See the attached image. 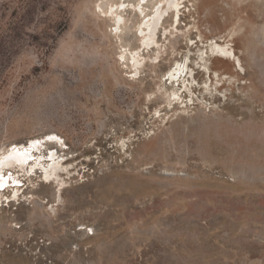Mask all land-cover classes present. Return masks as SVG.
<instances>
[{"label": "rangeland", "instance_id": "374dc122", "mask_svg": "<svg viewBox=\"0 0 264 264\" xmlns=\"http://www.w3.org/2000/svg\"><path fill=\"white\" fill-rule=\"evenodd\" d=\"M165 1L0 0V264H264V0Z\"/></svg>", "mask_w": 264, "mask_h": 264}, {"label": "bare ground", "instance_id": "6f19581e", "mask_svg": "<svg viewBox=\"0 0 264 264\" xmlns=\"http://www.w3.org/2000/svg\"><path fill=\"white\" fill-rule=\"evenodd\" d=\"M165 2H166V6L163 9H161L160 11H158L156 9V12L151 17V19H149V20H147V22L143 23V25H145V29L147 32H146V35L141 39V46L142 47L147 48L153 43L156 28H157V26L161 20V17L163 16V14L168 9H170L173 12V20L174 21L177 20L180 1L179 0H166ZM158 6H160V5H158ZM119 20H120V18H119ZM140 32L142 33V31H140ZM214 51L218 54H223V55L228 54V51L222 46L221 47H215ZM228 55L230 56V53ZM131 60L134 61L135 57L133 56ZM132 64L135 67L137 65V62H134ZM181 68L182 67L179 66L178 71L181 70ZM169 77L170 78L174 77L173 72H171L169 74ZM39 144H40L39 140H32L29 142L27 147L15 145V146H12V148L6 150L5 152H3L1 154V156H0V192L5 186H7V184L9 182H15L14 181L15 178L11 177L10 174H8V173H3V171L5 169H7L8 167H21L24 170V167H22V166L28 161L29 152L32 149H35ZM39 146H41V145H39ZM36 159L37 160H36L35 164H33L31 167H35V166L39 165V161H38L39 157L37 156ZM40 159H41V157H40ZM59 164H60V160L56 159L54 152H52V151L49 152L48 153V162H46L43 165V173L41 174L42 176H40L41 179L46 183L50 182L51 180L56 181V179L53 178V175L55 174V172L61 171V170L57 169ZM26 172H28V171L26 170ZM66 174L69 175V173H66ZM58 185H59L58 189H60L62 186V182H60ZM13 196L14 197L16 196V194L14 192H13Z\"/></svg>", "mask_w": 264, "mask_h": 264}]
</instances>
